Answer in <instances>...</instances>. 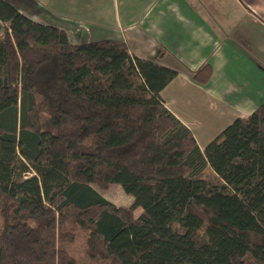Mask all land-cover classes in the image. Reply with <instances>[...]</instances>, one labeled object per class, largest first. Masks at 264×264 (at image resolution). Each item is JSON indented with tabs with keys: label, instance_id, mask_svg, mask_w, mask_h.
<instances>
[{
	"label": "trees",
	"instance_id": "trees-1",
	"mask_svg": "<svg viewBox=\"0 0 264 264\" xmlns=\"http://www.w3.org/2000/svg\"><path fill=\"white\" fill-rule=\"evenodd\" d=\"M0 20V264H264V103L205 156L162 97L175 70L6 0Z\"/></svg>",
	"mask_w": 264,
	"mask_h": 264
},
{
	"label": "crops",
	"instance_id": "crops-1",
	"mask_svg": "<svg viewBox=\"0 0 264 264\" xmlns=\"http://www.w3.org/2000/svg\"><path fill=\"white\" fill-rule=\"evenodd\" d=\"M6 1L73 44L124 40L134 55L175 70L162 97L205 156L264 103V0ZM4 30L0 20V37ZM205 64L213 77L203 86L192 76Z\"/></svg>",
	"mask_w": 264,
	"mask_h": 264
},
{
	"label": "rangeland",
	"instance_id": "rangeland-1",
	"mask_svg": "<svg viewBox=\"0 0 264 264\" xmlns=\"http://www.w3.org/2000/svg\"><path fill=\"white\" fill-rule=\"evenodd\" d=\"M207 172L210 175H214L212 170L209 168L207 169ZM99 192L108 200L113 202L117 206H130L134 201V196L125 193L122 186L119 184H112L110 189L107 191H104L100 188H97ZM141 212V209L139 208L136 213L139 214Z\"/></svg>",
	"mask_w": 264,
	"mask_h": 264
}]
</instances>
